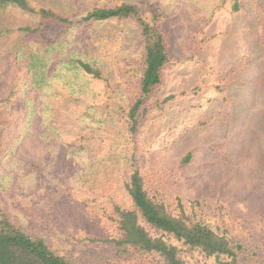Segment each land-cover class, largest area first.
<instances>
[{
    "label": "rangeland",
    "instance_id": "374dc122",
    "mask_svg": "<svg viewBox=\"0 0 264 264\" xmlns=\"http://www.w3.org/2000/svg\"><path fill=\"white\" fill-rule=\"evenodd\" d=\"M31 1L75 24L50 25L49 44L31 42L25 57L0 61V207L62 254L115 263L104 242L115 232L113 204L130 205L125 184L139 170L156 198L172 207L178 198L201 202L213 221L264 250V0H240L237 10L235 0ZM123 3L158 13L171 56L136 133L127 113L139 93V27L133 17L82 21L94 7ZM58 189L88 202L100 227H85L77 212L79 222L63 214L65 224L54 226L46 211ZM180 247L189 264H216Z\"/></svg>",
    "mask_w": 264,
    "mask_h": 264
},
{
    "label": "trees",
    "instance_id": "16d2710c",
    "mask_svg": "<svg viewBox=\"0 0 264 264\" xmlns=\"http://www.w3.org/2000/svg\"><path fill=\"white\" fill-rule=\"evenodd\" d=\"M240 4V0H235L234 9H239ZM16 12L37 15L39 20L35 24L23 22L16 25L18 20L13 18ZM130 17L135 19L143 43L142 59L134 70L139 93L127 113L129 130L136 133L147 116L149 101L164 82V71L171 64L166 35L158 23L159 15L153 11L147 17L138 6L123 3L94 7L82 17V21ZM63 23L68 29L75 21L52 7L35 5L31 0H0V61L6 55L25 57L24 52L31 42L43 40L42 43L49 44L48 28ZM60 35L61 32L56 31L55 38ZM76 65L93 78L108 82L102 71L92 64L77 59ZM263 78L264 71L260 79ZM259 92L264 97V84L259 85ZM171 98L167 97L164 102ZM125 189L130 205L113 204L111 218L115 232L104 239L115 263L109 257L101 262L82 255L62 254L44 236L24 230L0 207V264H144L146 257H159L164 264H189L183 258L180 245L201 251L216 264H264L263 244L243 238L229 224L213 221L211 208L202 206L201 202H193L187 207L178 198L172 207L167 200L152 194L139 170L131 174ZM53 197L55 201L47 206L46 214L54 226L65 224L62 217L65 214L78 222L80 218L89 229L100 227L101 221L86 208L88 202L78 200L65 189H58Z\"/></svg>",
    "mask_w": 264,
    "mask_h": 264
}]
</instances>
